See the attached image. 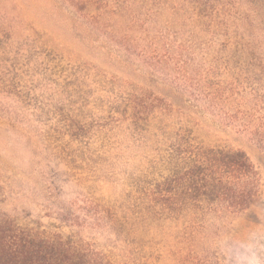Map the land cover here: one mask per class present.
Returning a JSON list of instances; mask_svg holds the SVG:
<instances>
[{
  "label": "rangeland",
  "instance_id": "rangeland-1",
  "mask_svg": "<svg viewBox=\"0 0 264 264\" xmlns=\"http://www.w3.org/2000/svg\"><path fill=\"white\" fill-rule=\"evenodd\" d=\"M243 152L253 201L186 182ZM0 212L86 264H224L264 233V0H0Z\"/></svg>",
  "mask_w": 264,
  "mask_h": 264
},
{
  "label": "trees",
  "instance_id": "trees-1",
  "mask_svg": "<svg viewBox=\"0 0 264 264\" xmlns=\"http://www.w3.org/2000/svg\"><path fill=\"white\" fill-rule=\"evenodd\" d=\"M187 175L190 188L202 183L205 196L222 199L232 209H246L253 201L255 172L243 152H218ZM71 252L69 245L35 237L0 212V264H86Z\"/></svg>",
  "mask_w": 264,
  "mask_h": 264
},
{
  "label": "clouds",
  "instance_id": "clouds-1",
  "mask_svg": "<svg viewBox=\"0 0 264 264\" xmlns=\"http://www.w3.org/2000/svg\"><path fill=\"white\" fill-rule=\"evenodd\" d=\"M217 251L224 264H264V233L251 231L243 245L221 239Z\"/></svg>",
  "mask_w": 264,
  "mask_h": 264
}]
</instances>
